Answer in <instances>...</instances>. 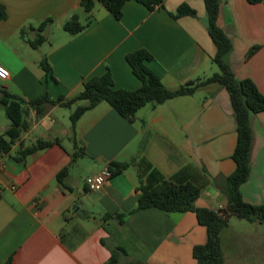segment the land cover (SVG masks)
Segmentation results:
<instances>
[{
	"label": "crops",
	"instance_id": "obj_1",
	"mask_svg": "<svg viewBox=\"0 0 264 264\" xmlns=\"http://www.w3.org/2000/svg\"><path fill=\"white\" fill-rule=\"evenodd\" d=\"M81 2L0 0L8 14L0 20V63L10 72L0 89L26 101L70 99L86 80L110 72L115 88L136 90L142 83L127 55L139 49L151 53L149 67L170 90L218 73L203 0H163L165 9L152 11L130 0L120 19L98 3L91 26L71 35L65 22L74 14L80 21L89 16ZM184 2L197 17L176 20L168 14ZM220 2L218 25L233 43L226 61L238 80H252L264 95V2ZM46 20H52L41 33L46 40L35 49L29 41ZM255 46L260 49L247 59ZM43 59L54 79L41 68ZM79 105L49 106L44 116L31 111L23 148L38 140L59 143L23 162L17 160L19 144L9 154L0 151V264L9 259L10 264H107L117 245L128 253L123 262L198 264L193 248L206 244L208 234L194 212H134L141 183H147L138 166L146 161L166 179L199 186L198 208H227V178L236 169L238 140L228 91L205 85L193 95L142 108L134 121L102 102L78 120L74 133L70 117ZM10 124L0 108V134ZM251 128V174L241 193L245 202L258 206L264 205V112L252 116ZM115 162L129 167L113 175L102 191H89L86 178ZM66 168L64 187L57 177ZM106 214H124L125 221L105 219ZM220 239L224 264H264V224L231 217Z\"/></svg>",
	"mask_w": 264,
	"mask_h": 264
},
{
	"label": "trees",
	"instance_id": "obj_2",
	"mask_svg": "<svg viewBox=\"0 0 264 264\" xmlns=\"http://www.w3.org/2000/svg\"><path fill=\"white\" fill-rule=\"evenodd\" d=\"M130 0H82L81 8L89 14L87 23L80 21L78 14H74L64 24V30L71 35H78L89 28L93 22L90 14L99 3L105 7L115 18L120 19L123 15V8ZM145 5L149 10L164 7L163 0H135ZM207 13V30L215 47L216 55L212 59L220 72L215 73L209 78L198 79L180 86L176 90L168 89L161 77L153 71L148 63L153 59L151 53L146 49H139L127 55V61L132 68L134 75L141 81L142 86L136 90L115 88V83L110 72L101 77H93L83 83L79 94L70 99L59 97L55 100L49 96L26 101L22 97L12 94L5 89H0V105L4 109L7 117L11 121L7 130L0 134V151L9 154L13 146H21L17 158L18 161L25 159L32 154L52 147L59 140L43 141L38 140L34 145L23 148L21 139L23 134L30 128L29 117L31 111H35L37 116H44L49 106L60 105L71 107L73 104L85 101V105L78 106L72 113L71 128L75 133L78 120L89 110L95 108L102 102L108 103L121 116L134 121L139 110L146 106L157 107L169 100L177 97L193 95L197 89L209 84H219L224 87L231 99L233 115L237 125L238 140L233 154L236 169L227 178L228 207L219 211L206 208H198L196 201L200 198L202 189L193 183H176L166 179L149 162H144L138 166L141 177L147 175V183H141V196L135 211L146 209H159L165 213H187L194 212L200 225L207 229L208 240L204 245H197L193 248V257L198 264H224L225 258L221 247V232L228 227L229 219L236 217L240 220L249 222H259L264 224V205H253L244 201L241 186L246 183L251 174V154L253 146V131L251 128V118L264 112V95L260 92L257 85L250 79L238 80L230 65L226 61L227 55L233 50V43L226 35L224 30L219 27L218 19L220 12V0H203ZM251 4H258L264 0H248ZM168 14L174 19L185 16L197 17V11L188 3H182L175 11ZM8 17L6 8L0 5V20ZM52 20H46L37 28L39 35L29 41L33 48L42 45L46 38L41 33L45 25ZM21 35H26L25 30ZM260 46L251 48L247 54V59L252 57ZM46 75L52 77L51 66L47 59L40 63ZM54 79V78H53ZM84 153L74 154V158ZM113 175L125 171L129 164L112 163L109 165ZM68 168L62 170L58 175L59 182L64 186V179L68 175ZM116 217L120 222L125 221L126 215L106 214L105 219ZM104 244V241H102ZM123 258H128L125 248L116 246L111 250V258L107 264H141L140 262H123ZM11 259L6 264H10Z\"/></svg>",
	"mask_w": 264,
	"mask_h": 264
},
{
	"label": "built area",
	"instance_id": "obj_3",
	"mask_svg": "<svg viewBox=\"0 0 264 264\" xmlns=\"http://www.w3.org/2000/svg\"><path fill=\"white\" fill-rule=\"evenodd\" d=\"M10 72L9 70L0 63V81H5L9 78ZM113 177V172L110 167L107 166L99 173L95 175H91L86 178V186L91 192H99L104 189V186L108 180Z\"/></svg>",
	"mask_w": 264,
	"mask_h": 264
},
{
	"label": "rangeland",
	"instance_id": "obj_4",
	"mask_svg": "<svg viewBox=\"0 0 264 264\" xmlns=\"http://www.w3.org/2000/svg\"><path fill=\"white\" fill-rule=\"evenodd\" d=\"M87 21H88V20H87L86 16H83V18L81 19V23L86 24ZM216 68H217V67H216ZM217 71L219 72L218 69H217ZM85 103H86L85 101H81L79 106H81V105H83V104H85ZM0 108H2L1 105H0ZM123 259H125V258H123ZM125 261H126V260H125Z\"/></svg>",
	"mask_w": 264,
	"mask_h": 264
}]
</instances>
